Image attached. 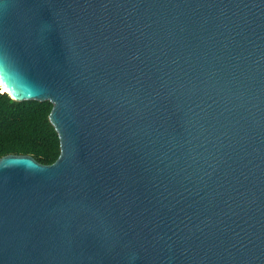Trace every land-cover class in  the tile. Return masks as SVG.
Returning <instances> with one entry per match:
<instances>
[{
  "label": "water",
  "instance_id": "1",
  "mask_svg": "<svg viewBox=\"0 0 264 264\" xmlns=\"http://www.w3.org/2000/svg\"><path fill=\"white\" fill-rule=\"evenodd\" d=\"M0 88V264H264V0H0Z\"/></svg>",
  "mask_w": 264,
  "mask_h": 264
},
{
  "label": "trees",
  "instance_id": "2",
  "mask_svg": "<svg viewBox=\"0 0 264 264\" xmlns=\"http://www.w3.org/2000/svg\"><path fill=\"white\" fill-rule=\"evenodd\" d=\"M49 101H15L0 88V157L31 155L42 164L60 153L59 137L49 121Z\"/></svg>",
  "mask_w": 264,
  "mask_h": 264
},
{
  "label": "bare ground",
  "instance_id": "3",
  "mask_svg": "<svg viewBox=\"0 0 264 264\" xmlns=\"http://www.w3.org/2000/svg\"><path fill=\"white\" fill-rule=\"evenodd\" d=\"M2 90L4 91V88H2Z\"/></svg>",
  "mask_w": 264,
  "mask_h": 264
}]
</instances>
